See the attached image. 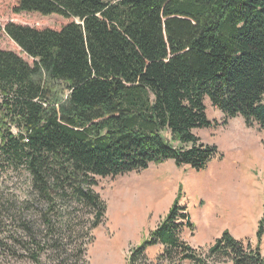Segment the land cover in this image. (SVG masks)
Wrapping results in <instances>:
<instances>
[{
    "label": "trees",
    "instance_id": "16d2710c",
    "mask_svg": "<svg viewBox=\"0 0 264 264\" xmlns=\"http://www.w3.org/2000/svg\"><path fill=\"white\" fill-rule=\"evenodd\" d=\"M17 2V12L73 21L5 27L33 65L0 49V170L24 168L51 204L57 195L92 207L93 229L107 214L96 176L168 160L200 172L223 158L193 134L211 127L206 98L226 119L264 128V0ZM181 195L129 264L156 245L176 264H264V219L255 247L224 231L206 254L193 250L181 239L195 229Z\"/></svg>",
    "mask_w": 264,
    "mask_h": 264
},
{
    "label": "rangeland",
    "instance_id": "374dc122",
    "mask_svg": "<svg viewBox=\"0 0 264 264\" xmlns=\"http://www.w3.org/2000/svg\"><path fill=\"white\" fill-rule=\"evenodd\" d=\"M17 7V0H0V49L16 53L32 66L33 60L6 34V25L60 30L73 20L17 12ZM57 91L66 90L58 85ZM204 103L211 127L193 134L203 144L216 146L223 158L200 172L168 160L114 179L96 176L91 189L106 203L107 214L95 229L92 207L57 195L51 204L24 168H2L0 264H129L133 252L167 215L179 188L181 206L188 208L195 225L181 239L193 250L206 254L224 231L255 247L264 219V128L256 123L249 128L242 117L226 119L207 98ZM260 249L264 255V235ZM163 254L161 245L149 247L135 264L178 263L179 258L168 261L161 258Z\"/></svg>",
    "mask_w": 264,
    "mask_h": 264
}]
</instances>
